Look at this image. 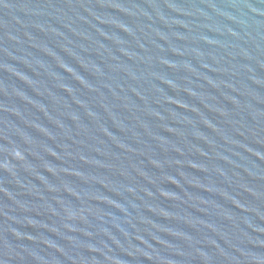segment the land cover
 Instances as JSON below:
<instances>
[{
	"label": "water",
	"instance_id": "1",
	"mask_svg": "<svg viewBox=\"0 0 264 264\" xmlns=\"http://www.w3.org/2000/svg\"><path fill=\"white\" fill-rule=\"evenodd\" d=\"M0 264H264V0H0Z\"/></svg>",
	"mask_w": 264,
	"mask_h": 264
}]
</instances>
